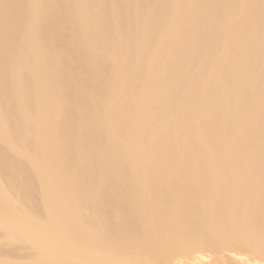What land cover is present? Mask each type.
<instances>
[{
	"label": "bare ground",
	"instance_id": "obj_1",
	"mask_svg": "<svg viewBox=\"0 0 264 264\" xmlns=\"http://www.w3.org/2000/svg\"><path fill=\"white\" fill-rule=\"evenodd\" d=\"M0 264H264V0H0Z\"/></svg>",
	"mask_w": 264,
	"mask_h": 264
},
{
	"label": "rangeland",
	"instance_id": "obj_2",
	"mask_svg": "<svg viewBox=\"0 0 264 264\" xmlns=\"http://www.w3.org/2000/svg\"><path fill=\"white\" fill-rule=\"evenodd\" d=\"M0 244H3V241H0Z\"/></svg>",
	"mask_w": 264,
	"mask_h": 264
}]
</instances>
